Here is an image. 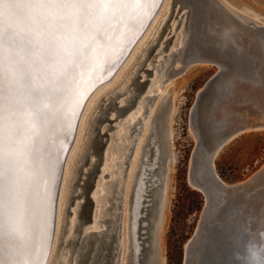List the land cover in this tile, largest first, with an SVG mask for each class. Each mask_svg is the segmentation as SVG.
I'll use <instances>...</instances> for the list:
<instances>
[{"label":"rangeland","instance_id":"rangeland-1","mask_svg":"<svg viewBox=\"0 0 264 264\" xmlns=\"http://www.w3.org/2000/svg\"><path fill=\"white\" fill-rule=\"evenodd\" d=\"M170 1L171 4L166 6L165 9H162L161 13L159 12L160 15L158 14V18L151 23V27H149L137 45H140V43L142 44L139 47L136 45V48L133 49L132 54L127 58L125 63H129V61L131 62L127 65L124 63L126 66L119 69L115 75V79L113 78L103 84V86H100L99 89H101H98V92L95 91L96 94L93 96L92 102L89 105L86 119L81 124L82 128L80 127L81 136L79 135L77 145L68 161V176L66 175L63 198L61 200L62 203L59 211L58 234L55 239V245L52 250L49 264H79L80 259L83 258L82 252L86 248L88 251L86 260L83 264H87L88 262L90 264L92 256L97 254L100 250V247L97 249L98 244H100L99 240H97L99 239V234H93L84 239L80 238L90 230L98 231V229H105L107 230L105 232L108 233L114 228V226H117V237L110 242V253L112 255L107 264H113L114 261L115 264L132 263L133 248H131L130 223L133 221L136 208V192L143 174L142 169L144 167V160L147 159L150 152V159L152 158L155 160L156 157L159 156V152L157 150L154 151V144L157 145L158 142H160L161 153L158 163L154 166L155 169H153L154 173L152 174V180L153 176L155 180L156 176H158L163 184L165 181L164 176L166 165L170 159V152L173 156V161H171V163L168 162V187L167 190H165V218L162 230L159 232L158 226L154 227L153 224L155 222L154 219H156L155 215L158 205V202L156 201L162 193V184L160 183V180L158 183L154 180L152 183L149 182L155 186L151 185V187L148 188L149 190L144 196L142 203L143 206L140 212L141 218L139 219L138 228V233L140 234H138V240L140 241L143 237L145 238L141 242L143 249L138 256V264H144L146 258L151 255L148 244L150 243L152 247L154 242H157L158 235L161 236V239L160 247L157 249L158 256L155 259L158 261H155V264L182 263L183 246L194 232L204 204L202 193L188 182L190 155L195 145L194 136L189 129V110L194 102L197 91L203 86L209 76L216 71V68L206 64H192L181 72L182 74L180 73L179 75L174 76L175 78L172 77L170 79L164 76V72L171 58L168 54L176 51L178 47H180V42H183L182 39L188 35L186 23L189 16L188 9H181L176 14V10L179 9L180 4H173V0ZM222 1L231 13L240 14L246 20L254 21L264 26V0ZM184 13L186 14L183 15ZM175 14L176 17H174ZM237 17L240 19L242 18L240 16ZM166 20L167 22L165 23ZM185 23L186 25H184ZM162 28L163 31L160 33ZM147 35L149 37H147ZM171 35L172 38L170 39L171 41L169 40L170 43L166 44L164 50H161V47L165 45L163 41ZM158 36L159 38L156 41ZM152 45H154L153 54L149 55L142 66L143 68L151 69L152 74L146 76L145 72L141 69L138 72L140 77L131 81L136 69L139 67L140 61L143 60ZM160 50L161 52H158ZM157 61H160V63ZM171 64L172 66H179V60L176 59L174 61L173 58ZM152 66L157 67L152 68ZM142 80H146V82L138 92L139 95L137 94L133 104L131 103V106L120 116H117V118L111 123L105 121L100 129V131L103 132L105 126H114V128H110L106 131L108 140L99 150L100 160L96 166V169H99V172H94L95 180H93L88 192L94 203L91 221L89 217L84 224L76 227V230L72 232V234H74V232L75 234L72 235L70 233V224H75L77 221H81V218L76 217V211L79 207V203L83 200V195L73 198L71 200L72 203L67 206L68 197L71 191V195L81 192L82 187L78 184L82 183L86 178L85 173L88 169L92 168L93 161L96 158L94 154H88L86 148L91 145L89 138H91V132L96 124L97 117L100 116L102 109L104 108L103 106L110 98H112L111 96L126 90L124 94L116 98L118 105L124 104L125 98L133 93L135 84ZM148 91H150L151 94L147 93ZM147 95L157 96L145 102V104L148 103L146 104L148 109L142 113V117L140 116L142 120L138 121L135 126L127 127L129 123L125 122L131 115L132 117L135 115L132 113L136 111V105L139 104L141 106L140 101ZM118 105L112 104V109L107 111L106 117L108 115L109 118H113L116 113L115 106ZM172 106L174 114L170 126L167 117ZM165 124L168 127V130H165ZM169 127L171 129L170 136ZM133 128L137 130L135 131ZM129 130L131 132L130 135H128ZM157 131L159 136H161L159 138ZM160 133L163 134L160 135ZM163 135L166 139L165 144L163 143ZM132 138L133 141L130 143ZM167 138L169 139V143ZM102 139L104 141L106 137L103 136ZM125 144H128V146L123 147ZM129 147H131L130 151L132 150V152L128 154L129 157L126 158V162L122 164V166L116 164V162H120L125 157V153L129 152ZM88 151H92V149H89ZM217 155L213 160V172L222 183L229 186L245 181L264 165V130L248 131L237 135L235 138L231 139L229 143L227 142V144L219 150ZM86 158L87 163L80 168V170L84 172L82 174L80 173L79 166L83 164V160ZM123 167H125L124 172H122ZM78 170L80 174L77 173ZM110 171L112 172L110 173ZM106 173H109L107 177H101ZM78 176H80L79 180L73 187ZM115 178L119 179L117 183L113 185L110 181ZM154 187L157 191H155L156 194H154ZM102 194L104 195L99 197ZM156 195L157 200H155V203L153 200H150V198H154ZM109 196H112L113 198L109 200ZM152 201L155 206H152ZM106 206H110L109 209L102 212L101 210H104ZM65 207H67V211H70L71 213H67ZM145 220L146 222L153 221L152 224L149 223L150 225L147 224L143 227V225L146 224ZM144 231L145 233L142 234ZM152 231L155 232L153 233ZM70 234L72 237L79 239L73 241L74 243L70 242L67 244L66 241L70 237ZM89 240L90 242H88ZM62 242L64 243L60 244ZM77 242L80 243L77 244ZM85 242L88 243L85 244ZM82 244L83 246H80ZM115 250H117V253H115ZM69 256L70 259L68 260Z\"/></svg>","mask_w":264,"mask_h":264},{"label":"water","instance_id":"water-1","mask_svg":"<svg viewBox=\"0 0 264 264\" xmlns=\"http://www.w3.org/2000/svg\"><path fill=\"white\" fill-rule=\"evenodd\" d=\"M198 1L202 5L201 0ZM178 11L179 9L176 10V14ZM176 14L174 17H176ZM235 14L242 17L240 14ZM208 21L219 28L218 38L212 39L203 31L194 30L190 35L188 47L183 53V65L177 72H174L181 73L192 64H206L216 68V71L209 76L197 91L189 110V129L194 136L195 145L190 155L188 182L202 193L204 204L195 230L183 246L181 264H242V261L237 260L235 257L237 251L236 238L243 236L245 241L252 239L258 243H264V235H262L264 233V190L259 186L258 180L259 176L264 173V165L245 181L227 187L215 177L211 161L215 152L237 135L248 131L264 130V28L259 23L256 24V22L248 21L243 17L237 21L236 18L218 6L202 5L199 7L198 22L200 24ZM237 28H241V30H237ZM162 31L163 28L160 33ZM17 33L15 43L6 41L3 45L6 63L13 61V67L23 66L26 68L28 67L24 63L26 60L29 62L36 61L39 64L40 58H49L46 55L48 51L44 49L45 45H43L37 33L29 28V25L17 24ZM158 38L159 36L156 41ZM171 38L172 35L163 41L165 45L161 47V50H164L166 44L170 43ZM153 47L154 45L149 48L146 56L140 61L133 79L140 77L138 72L141 69L146 76L152 74L151 69L142 66L147 57L153 54ZM8 49L9 53H7ZM169 55L174 54L171 52ZM157 62L160 63V61ZM154 67L157 66H152V68ZM80 71L83 75L85 70L81 69ZM82 75L77 77L73 86L80 81ZM36 81L38 84L43 83L39 76L36 77ZM145 82L146 80H142L135 84L127 107L115 106L116 113L113 118H108L105 115L109 109H112V104H117L114 99L122 93H116L114 97L110 98L97 118L98 124L105 121L111 123L117 116H120L125 109L131 106V103L133 104ZM67 97L66 95L63 98H57V102L61 104L65 102ZM153 97L155 95L145 96L144 99L149 100ZM18 99L23 105L25 102L24 97L18 96ZM110 128H114V126H105V130L99 132L97 127H93L92 153L96 158L93 161L92 168L87 170L86 178L81 185V192L71 195V191L68 197L67 206L72 203L73 198L83 195L79 210L76 211V217L81 218V221L75 223L73 231L76 230V227L84 224L89 217L91 220L94 203L88 192L93 180H95L94 172H99V169H96L100 160L99 150L107 142L106 131ZM130 133L129 130L128 135ZM103 136L106 137L104 141ZM132 141L133 138L130 143ZM130 149L131 147L128 148V151ZM128 154L129 152L125 153L122 164L126 162ZM124 170L125 167L122 168V172ZM77 173H79V170ZM200 173L215 187L216 192L220 191L221 194L218 198L215 195L213 196L206 185L196 181ZM101 177H107V174H103ZM24 180L25 177L22 174V190L26 183ZM149 187L151 185L147 186L146 194ZM107 208L106 206L105 209ZM210 208L214 211L209 218L208 211H210ZM65 211L71 213L67 211V207H65ZM140 218L141 216H139ZM104 231V229L100 230V250L99 253L94 254L90 264H107L112 255L110 253V242L117 237L115 235L116 231L113 229L108 233ZM144 233L145 231L142 232V234ZM90 234L92 232L85 235ZM85 235L80 239H84ZM144 238L139 241V254L143 249L141 242ZM198 239H203V246L197 254L196 242ZM71 242L74 243L72 240ZM79 243L77 242V244ZM148 245L149 251L153 253L151 244ZM80 246H83V244ZM87 251L86 248L82 252L83 258L80 259L79 264H83L86 260ZM147 261L148 257L144 264ZM138 263L139 258L137 257ZM113 264L115 263L113 262ZM153 264L155 263L153 262Z\"/></svg>","mask_w":264,"mask_h":264},{"label":"snow or ice","instance_id":"snow-or-ice-1","mask_svg":"<svg viewBox=\"0 0 264 264\" xmlns=\"http://www.w3.org/2000/svg\"><path fill=\"white\" fill-rule=\"evenodd\" d=\"M160 6V0H0V235L23 237L31 231V203L27 187L22 190L21 175L29 182L36 175L34 161L51 139L54 122L69 135L75 130L72 117L80 114L73 106L82 105L71 85L82 75L80 70L96 68L111 54L110 49L115 51L114 45L119 46L128 21L141 12L152 19L153 9ZM21 18L38 19V27L52 35L53 57L40 58L39 64L26 60V68L5 62L3 45L15 43ZM60 32L72 36L70 47L60 42ZM37 76L43 83H37ZM58 92L70 98L68 108L57 102ZM18 96L24 97L23 105ZM62 152L63 143L56 153L57 162ZM48 174L54 181V165ZM41 223L46 235V215ZM2 253L0 249V264H4Z\"/></svg>","mask_w":264,"mask_h":264},{"label":"bare ground","instance_id":"bare-ground-1","mask_svg":"<svg viewBox=\"0 0 264 264\" xmlns=\"http://www.w3.org/2000/svg\"><path fill=\"white\" fill-rule=\"evenodd\" d=\"M169 1L170 0H160L162 6L153 9V11L155 12V15L153 16L152 19H148L143 14V12H141L140 15L136 19L128 21V27L124 28L122 30L124 34L119 37V41H120L119 46H115V45L113 46L115 48V51L113 52L110 49L109 51L111 52V54L105 58H102L99 65L96 68L85 70L83 75L80 78V81L77 82L74 86L71 85L72 89L77 90L78 98H79V104L82 105V107L73 106L74 111L80 114L79 116L72 117V124H73L75 130H73L71 132V134L69 135L68 133L62 131L55 122L50 126L51 139L46 140V142L43 146V150L39 153V160L34 161V164H33L36 175L31 178L30 182L28 181V179L26 177L24 180L26 182L24 184V186L27 187V194L30 198V203H31V212H32V221H33L32 226H31V231L26 236H23V237H20L17 235H10L8 233H4L3 235H0V249L3 250L2 258H3L4 264H38V262L41 259L43 260V264H49L50 263L52 250H53V247L55 245V239L57 238V234H58V223H59V214H60L59 211H60V208H61L60 206L62 203L61 200L63 198V191H64L63 189L65 187L66 175L68 176V174H67L68 161H69L70 156L74 152V148L77 145V139H78L79 135L81 136L80 127H81L82 122L85 121V119H86L87 110L89 109V105L92 102L93 96L96 94L95 91L98 92V89L100 86H103V84H105L106 82H108L109 80H111L113 78L115 79V75L117 74L119 69L123 66H126L127 64H129L131 62V61H129V63L128 62H127V64L125 63L127 61V58L132 54L133 49L136 48V45L139 43V40L147 32L149 27H151L150 26L151 23L153 21H155L156 18H158L157 16H158V14L160 15V13L162 12L161 10L165 9L166 6L171 4V1L170 2ZM201 2H202V5H204V6L208 5V4L211 7L218 6L222 10H225L226 12H228L229 15L236 18L237 21L240 20L235 14L231 13L228 10V8L224 5V2L222 0H201ZM173 4H180L181 7H179V10L184 9V8L188 9V15L189 16H188V21L186 20L187 21L186 22L187 28H188L187 37L183 38L182 39L183 42H180V47H178V49L176 51L172 52L174 55L168 54L169 57H171L169 62L171 61V63H172L173 58H174V61L176 59L179 60V66H172L171 63H169L167 65V68L164 72V76H166V78H170V79L172 77L180 74V73H174V72H177V70L183 65V56H184L183 53L186 51V49L188 47V44L190 42V35L194 32V30L203 31L204 34L208 35L209 38H212V39H217L218 33H219V28L216 27L214 25V23H211L208 21L207 23L202 22L199 24V22H198L199 7H201L202 5L200 4V2L198 0H173ZM144 11H147V8H145ZM185 14L186 13H184L183 15H185ZM156 22H154V23H156ZM252 22H254V21H252ZM186 23L184 25H186ZM17 24L29 25V28L37 33V36L40 37L41 41L43 42V45H45L44 49L46 51H48L46 54L47 57H50L51 55L53 57V55H54L53 54V48L55 47V45L53 43H51L53 37H52V35H49V33L44 32L41 28L38 27V25H39L38 19L35 22H33L32 20L29 21L28 19L21 18L20 20L17 21ZM261 26H262V28H264L263 25H261ZM65 27H68V25L66 24ZM237 30H241V28H237ZM58 36H59L60 42L63 43V45L65 47L71 46L73 38L70 34L66 36L64 32H60L58 34ZM147 37H149V36L147 35ZM109 40H111V36L109 37ZM141 44L142 43H140V45ZM140 45H137V46L139 47ZM51 46H52V48H51ZM9 52L10 51L8 49L7 53H9ZM135 52H136V50H135ZM133 78L131 79V81L135 80ZM125 91L118 92V93L124 94ZM133 91H134V89H133ZM100 93H102V92H100ZM147 93L151 94L150 91H148ZM130 95L125 98V103L122 105H118V103L116 101V98H117L116 97L114 99V101L117 103L116 105H118L120 107H127ZM65 96H66L65 93L59 92L57 95V98L60 99V98H63ZM114 96H111V97H114ZM147 96H152V95H147ZM155 96H157V95H155ZM144 98L145 97H143L142 100L140 101L141 106L139 104L136 105L137 109L135 112L132 113L133 115L134 114L135 115L133 117L131 115L127 119V121L125 122V123H129L127 125V127L135 126L136 123H138V121L142 120V118H140V116L142 117V113H144L148 109V107H146V104H148V103L145 104V102L148 100L144 99ZM69 99L70 98L67 97L65 102L61 103L63 105V107L68 108ZM142 108H143V111H142ZM136 113H138L139 115ZM173 114H174V111H173V106H172L170 109V112L168 113V117L166 116L167 121L169 122V125L172 123ZM107 117H108V115H107ZM95 123L96 124L94 125V127H97L99 132H101L100 129H101L104 122L102 124H98V122L96 121ZM139 129H138V131H139ZM165 130H168V127L166 126V124H165ZM163 131H164V129H163ZM157 134H158V131H157ZM161 134H163V133H160V135ZM170 134H171V129L169 127V136H170ZM92 137H93V130L91 132V138H89L91 145L88 148H86V151L88 154L92 153V151H88L89 149H92V142H93ZM159 137H161V136H159V134H158V138ZM162 137H163V143L165 144L166 139L164 138V135ZM127 138H128V136H127ZM135 140H134V142H135ZM167 141L169 143L168 138H167ZM229 141H228V143H229ZM61 143H63V152L61 154H59V161L60 162H57L56 153H57V150L59 149ZM124 146L127 147L128 144L123 145V147ZM154 146H155L154 151L157 150L159 152L158 155L160 156V153H161L160 142H158L157 145L154 144ZM221 148H219L216 152L218 153ZM169 149H171V148H169ZM169 151H171V150H169ZM131 152H132V150L131 151L129 150V153H131ZM216 152L213 155V159L211 161L212 169H213V160H214L215 156L217 155ZM150 154H151V152L148 154L147 159L144 160V167L142 169L143 174H142V177H141L140 182L138 184L136 197H135V201H136L135 213L133 216V221H131V223H130L131 248H133L132 264H137V257H138L139 250H140V245H139V240H138V234H140V233H138V228H139V216L141 215L140 212L142 209L141 207H142V203H143V198L147 192V186L154 185V184H151L149 182L152 181V174L154 173L153 169H155L154 166L159 161V156H157L156 159L154 160L152 158L151 159L149 158ZM152 154H153V152H152ZM128 157H129V155H128ZM122 160L120 162H116V161L115 162H116V164H120L122 166ZM83 161H85V162H83V164H81L79 166V170H80L81 166H83L85 163H87V158ZM171 161H173V156H172V153L170 152V159L168 160V162L171 163ZM168 162L166 165L165 176H164L165 181L163 182V184H162V180L158 176H156V180L154 179V176H153V180H155L157 183L160 180V183L162 184V190H161L162 193H161L158 200H157V195L154 198H150V200H153L154 202H155V200H157L156 202H158L157 203L158 204L157 209H156V215L154 214L156 216V219H154L155 222H154L153 226L154 227L158 226L159 232H161V230H162V226H163L164 218H165V205H166V191L165 190H167V187H168L167 186L168 169H169V163ZM112 164H114V163H112ZM50 165H54V171H55V180L54 181H52L51 177L48 174ZM157 167H159V166H157ZM114 171H116V170H114ZM111 172L112 171H110V173ZM80 173L83 174L84 172H82L80 170ZM106 174H107V176L109 175V173H106ZM214 175H215V173H214ZM79 177L80 176L77 177V180L74 182L73 187L77 184ZM215 177L217 178L216 175H215ZM118 179L119 178H115L110 182H112V184L115 185V183H117ZM146 179H148V180H146ZM217 180H219V179L217 178ZM258 180H259V184H260L259 186L261 187V189L264 190V173L261 176H259ZM46 181H47V183H46ZM196 181H199L200 184H202V185H206L209 188V191L212 192L213 196L215 195L218 198V196L221 194L220 191L216 192L215 187H213L211 185V183H209V181H207L204 178L203 175L201 176V173H200L199 177L196 179ZM219 182L222 183L220 180H219ZM82 183H80L78 185L81 186ZM147 183H149V184H147ZM222 184L224 186L228 187V185H226L224 183H222ZM155 191L156 190L154 187V192ZM156 192L154 194H156ZM103 195L104 194H102L99 197H102ZM148 196H150V195H148ZM153 196H155V195H153ZM111 198H113V197L112 196L108 197L109 200H111ZM57 199H58V204L56 203ZM153 201H152V206L154 205ZM109 207L110 206H108L107 209H109ZM146 207H144V208H146ZM107 209H104L101 211L103 212ZM77 210H79V207ZM209 210L210 211H208L209 212L208 217L210 218L213 214L214 209L210 208ZM44 215L47 216L46 235H45V231L43 229L42 223H41L42 217ZM146 216H148V215H146ZM106 220H109V219H106ZM106 220H104V221H106ZM152 221L149 223L152 224ZM145 223L146 224H144V225L148 224V222H146V220H145ZM70 225H71L70 226L71 227L70 233L72 234L75 224L71 223ZM93 228H95V227H93ZM116 228H117V226H114L113 230L116 231ZM105 231H107V230H105ZM88 232H92V234H90V235L99 234V236H100V230L99 229H98V231L90 230ZM88 232H86V233H88ZM152 232L154 233L155 231H152ZM152 232H151V234H152ZM71 234H70V237L67 239L69 241L68 242L66 241L67 244H69L71 242V240L76 241L77 239H79V238L73 239L75 237H72ZM74 234H75V232H74ZM74 234H72V235H74ZM90 235H85L84 238L90 237ZM206 237L209 238L208 236H206ZM160 239H161V236L158 235L157 236V242L155 241L154 244L152 245L154 252L151 253V255L149 254L150 256L148 257V261L145 264H153V262L156 263L155 259L158 256V250L157 249H159L158 247H160ZM90 240L88 242H90ZM97 240H99V239H97ZM202 241H203V239H198L196 242V247H197L196 253L197 254L199 253V251L201 250V248L203 246ZM63 243L64 242H62L60 244H63ZM99 247H100V244H98L97 249H99ZM115 247H116V244H115ZM118 248H119V246H118ZM98 253H99V251H98ZM115 253H117V250H115ZM154 253H156V254H154ZM64 254H65V252H64ZM70 256H69L68 260L70 259ZM90 258H91V256H90ZM92 258H93V256H92ZM156 261H158V260H156ZM61 263H62V261H61ZM114 263H115V261H114ZM87 264H89V262Z\"/></svg>","mask_w":264,"mask_h":264},{"label":"clouds","instance_id":"clouds-1","mask_svg":"<svg viewBox=\"0 0 264 264\" xmlns=\"http://www.w3.org/2000/svg\"><path fill=\"white\" fill-rule=\"evenodd\" d=\"M235 244V257L242 261V264H264V243L252 239L245 241L243 236H240L236 238Z\"/></svg>","mask_w":264,"mask_h":264}]
</instances>
